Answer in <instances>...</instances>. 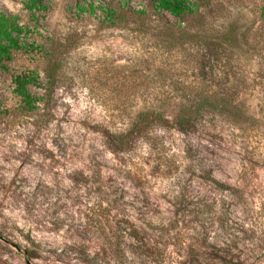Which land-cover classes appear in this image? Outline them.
<instances>
[{
	"label": "rangeland",
	"instance_id": "374dc122",
	"mask_svg": "<svg viewBox=\"0 0 264 264\" xmlns=\"http://www.w3.org/2000/svg\"><path fill=\"white\" fill-rule=\"evenodd\" d=\"M26 1L0 0L28 26L0 70V264H264L263 0H188L170 32L152 0ZM107 6L151 17L111 25ZM213 93L195 131L110 142Z\"/></svg>",
	"mask_w": 264,
	"mask_h": 264
},
{
	"label": "trees",
	"instance_id": "16d2710c",
	"mask_svg": "<svg viewBox=\"0 0 264 264\" xmlns=\"http://www.w3.org/2000/svg\"><path fill=\"white\" fill-rule=\"evenodd\" d=\"M155 11L150 14L152 17L158 18L161 26L165 30H171L169 21L164 12L170 15L183 19L186 14L195 12L188 0H152ZM26 7L36 16V12H46L47 6L44 0H27ZM102 16L108 19L111 25H116L117 20L131 17L135 22H141L146 17H151L145 9H115L110 6L102 8ZM261 18L264 25V0L261 7ZM28 26L19 22V20L3 11H0V70L8 69L9 62L15 51L27 50L26 42L23 39L28 33ZM170 32V31H169ZM38 74L34 71L21 72L13 77L14 91L28 109L36 107L38 102L37 97L31 92V86L38 83ZM203 96L192 100L178 102L173 106L175 109L171 115L166 113V107L169 104L160 103L138 114L131 124L129 131L124 134H116L111 132L110 142L118 151H124L128 144L132 143V139L145 140L153 143L156 139L151 136L159 129L168 131H177L188 133L195 131L198 125L202 122L204 108L208 105L219 107L221 99L217 95ZM230 104V102H228ZM155 143V142H154Z\"/></svg>",
	"mask_w": 264,
	"mask_h": 264
}]
</instances>
